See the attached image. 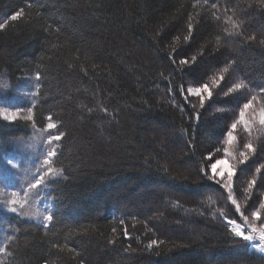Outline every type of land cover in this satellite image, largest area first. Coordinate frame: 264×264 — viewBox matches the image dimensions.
Wrapping results in <instances>:
<instances>
[{
	"label": "trees",
	"instance_id": "obj_1",
	"mask_svg": "<svg viewBox=\"0 0 264 264\" xmlns=\"http://www.w3.org/2000/svg\"><path fill=\"white\" fill-rule=\"evenodd\" d=\"M20 9L21 20L8 19ZM5 21L0 107H32L37 130L51 115L66 135L53 163L63 175L47 188L48 229L8 214L0 193V219L8 218L0 247L12 253H0V264H264L223 227L220 210L243 221L225 190L200 173L209 153L222 159L228 148L237 203L249 217L259 209L264 151L239 160L244 143L264 144V132L240 126L237 140L225 143L240 98L216 94L212 79L228 67L223 90L243 80L254 107L264 106V0H0ZM189 22L195 32L186 41ZM192 56L194 64L179 66ZM36 72L42 87L32 96ZM200 82L214 92L204 109L181 95ZM31 127L0 120V156Z\"/></svg>",
	"mask_w": 264,
	"mask_h": 264
},
{
	"label": "snow or ice",
	"instance_id": "obj_2",
	"mask_svg": "<svg viewBox=\"0 0 264 264\" xmlns=\"http://www.w3.org/2000/svg\"><path fill=\"white\" fill-rule=\"evenodd\" d=\"M29 7L32 5L29 4ZM213 7H216L213 4ZM25 15L24 10L20 9L15 12L13 15L8 17L11 21L21 20ZM0 23V29L5 28V24ZM242 23V22H241ZM239 23L233 22L232 29L235 30L236 34H239ZM47 30V29H46ZM187 30L189 35L185 36L184 39L186 41H190L192 35L195 32V28L192 22H189L187 25ZM231 34V33H230ZM249 39H254V37H249ZM264 43V42H262ZM172 59V63L176 64V60L174 57H170ZM197 60L196 56L191 57L192 63H189V59L187 57H182L179 59V66H191ZM229 68L224 67L220 73V75L213 77L212 79V87L216 88V94L222 92L224 97H228L232 94H238L240 98L237 107L239 109L238 116L232 120V122L226 125V132H223V135H226L225 143L228 145H232L236 140L237 136L234 134L238 127L242 126L245 132H248L251 135V132L254 128L259 126V131L264 132V106L257 108L254 107V103L257 100L255 95L251 96L248 99L244 93V90L248 87L243 80L240 82L232 83L230 87L227 88V91L223 90V85L227 82L224 73H228ZM18 79H32L31 77H22ZM35 83L33 88L35 89L31 95L37 96L39 95V89L42 87L40 81L42 80V75L40 72H36L34 76ZM171 91V89H169ZM184 88H181V95L184 97L185 101L189 97H197L199 101V106L201 109H204L206 102L211 100L214 96V92L211 90V87L207 83L200 82L199 86L196 87H187L186 92L187 95H184ZM262 93H264V88L260 89ZM194 107V106H193ZM183 111V109H181ZM22 109L11 110L7 107H0V118L4 121L13 122L18 118L23 119L25 121H30L33 124V127L36 126V121L33 114V108L29 107L27 109V115L21 116L20 113ZM91 111V110H90ZM217 111H223V109H217ZM235 115V113H234ZM200 118V113H195V119L198 121ZM189 119H192L190 116ZM48 123L46 127L43 129L44 133H47V141L46 144L48 146L46 153L43 156L42 165L37 174L32 178V181L27 184V188L23 193V200L17 199V193L15 191L11 192V199H8L6 202V210L10 213L17 214L21 216V218H33L29 217L25 209V206L30 204V198H39L42 195V189H47L49 187V179L56 178L63 175L62 168H54L53 163L55 158L59 155V147L58 142H60L65 137V132L58 130V124L53 123V117L49 115L47 117ZM55 130V131H53ZM194 147L193 145H190ZM246 152L240 153L239 163L244 165L249 160V153H257L258 151H264V144L260 146V148H256L253 146L251 142L243 144ZM225 155L230 156L228 148H225ZM218 155V151H217ZM214 161V162H213ZM7 164L12 168H18L16 162L11 159L7 160ZM225 159H216L211 153L207 156V163L204 167L200 169V173L203 177H205L208 181L213 182L215 186L219 189H223L226 192V199L230 201L232 205H235V213H239V219L243 221V223H238L237 219L229 218V214L224 210H220V216L223 218L222 224L223 227L227 229V231L231 234L232 237L236 238L237 241L247 242L252 248L256 249L260 253H264V218L261 216V211L264 210V191L261 193V199L259 204V209L251 212V217L245 215L241 210L240 205L237 203V199L235 198V187L234 180L238 179V173L235 164L228 165ZM218 166L219 169H218ZM209 171L211 174H208ZM257 173H261V168L257 167L255 169ZM260 183L264 185V174L261 176ZM257 185V180L255 178L248 180L247 188L245 191L251 196V190H253L254 186ZM2 191V190H0ZM49 199H52L49 196ZM39 215V214H38ZM234 215V214H233ZM54 220V214L48 212L47 214H43L42 223L45 229L50 227L51 222ZM261 221L260 223H257ZM125 237L128 238V233L125 231ZM12 235L7 236V241L11 242L13 240ZM158 242L156 240H152L148 244V248H152L153 245H156ZM162 243V242H161ZM127 252L128 250L125 249ZM0 253H4L7 255H12V253L7 251L6 247H0Z\"/></svg>",
	"mask_w": 264,
	"mask_h": 264
},
{
	"label": "rangeland",
	"instance_id": "obj_3",
	"mask_svg": "<svg viewBox=\"0 0 264 264\" xmlns=\"http://www.w3.org/2000/svg\"><path fill=\"white\" fill-rule=\"evenodd\" d=\"M20 115L26 116L27 112H21ZM0 120L4 121L2 118H0ZM17 120L23 119L18 118ZM13 141L11 142L12 148L7 150V155L2 154L0 156V184L2 185L0 188L2 191L0 193L4 195V200L6 202L8 199L12 198V191H15L18 194L17 199L23 200V193L27 188V184L32 181V178L40 170L43 156L48 148L46 144L47 133H44L43 129L37 130L34 129V127L30 128V133L27 136ZM8 159L16 162L18 168H12L9 166L7 164ZM222 159L227 161L225 167L234 164L233 157L231 156H225ZM219 167L220 166H218V169ZM47 194L48 190L42 189V195L39 198H30V204L26 205L23 211H26L29 217L33 218L30 219L25 217L22 219L42 223L43 214H47L50 210L51 202ZM7 213L21 218V216L10 213L9 211H7ZM7 219L8 218L6 217H2L0 219V223H2L3 228L8 227ZM2 227H0V231H2ZM250 248L257 254L264 256V253L258 252L251 246Z\"/></svg>",
	"mask_w": 264,
	"mask_h": 264
}]
</instances>
